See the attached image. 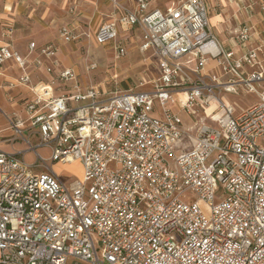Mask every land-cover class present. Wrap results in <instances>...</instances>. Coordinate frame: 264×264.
<instances>
[{
	"label": "built area",
	"instance_id": "obj_1",
	"mask_svg": "<svg viewBox=\"0 0 264 264\" xmlns=\"http://www.w3.org/2000/svg\"><path fill=\"white\" fill-rule=\"evenodd\" d=\"M253 3L224 47L204 0L163 9L136 0L135 10L111 0L115 13L94 41L120 58L127 50L119 26L137 27L139 50H151L159 70L149 91L106 97L60 65L54 43L31 41L21 54L0 40L3 87L32 94L22 113L3 112L13 132L5 141L20 138L24 148H0V264H264V0L257 10ZM59 33L67 43L80 37L69 26ZM9 61L20 73L5 78ZM29 67L49 80L32 82ZM239 88L257 100L233 114L224 96ZM174 106L220 114L217 126L198 123L192 148L177 154L173 143L192 126ZM27 152L34 161L24 160ZM75 160L82 177L65 184L51 166Z\"/></svg>",
	"mask_w": 264,
	"mask_h": 264
},
{
	"label": "rangeland",
	"instance_id": "obj_2",
	"mask_svg": "<svg viewBox=\"0 0 264 264\" xmlns=\"http://www.w3.org/2000/svg\"><path fill=\"white\" fill-rule=\"evenodd\" d=\"M73 1H76L77 8L74 12H71L68 8ZM91 1L92 2L89 0L49 1L45 4V8L51 10H44L47 11L46 15L43 14V11L30 17L21 14L19 19L14 22L15 29H17V25H19L17 33L13 35L10 34L9 36L4 35V37L0 34V40H6V42L11 44L19 53L24 52L26 44L31 41H34L37 45L54 43L57 46V59L60 65L72 67L77 73V79L81 86H94L106 97L110 92L115 90H151L153 88V81L159 75V70L152 51H140L138 48L140 30L137 27H131L128 31L119 32L121 38L122 36L126 38L124 39L123 37L127 54L123 57L116 58L109 45L98 44L93 38L97 26L103 21L110 20L111 16L115 13V11L108 9L112 6L107 7V5H111V0ZM179 1L180 0H151L150 3L153 7L163 9L168 3H176ZM204 1L208 8L211 29L221 38L227 34L228 28L242 20L241 10H232L231 4L233 0ZM124 2L127 4L121 3L123 6L127 8L131 6V1L128 0ZM91 3L96 6V10L88 9ZM259 19L260 16L257 15L254 21L257 22ZM3 21L0 15V28ZM62 26L75 28L80 34L79 39L74 42H63L59 33ZM5 29L6 26H2V31L0 30V33ZM91 63L95 64V67L92 69L88 67ZM29 70L31 72L32 82H45L50 78L48 74L40 69L29 67ZM3 84L4 81L0 83V148L11 152L17 149H23L24 145L20 138H17L13 143L5 141L6 138L13 135V132L11 129H7L8 123L3 112L10 113L12 110L18 109L20 106L19 102L22 103V98H30L32 94L27 88V90L24 89L25 87L22 88V86H17L13 88H4ZM67 85H65V87H55L54 92L60 94L66 91L68 89ZM224 97L233 107V114H238L246 110L257 100L254 92L246 91L243 88H239L237 94H225ZM12 101H16L17 104ZM172 108L174 111L180 113L185 127L192 126L188 129L187 133L182 134L173 143L172 149L176 154L192 148V137L196 133L198 123L205 122L217 126V118L220 115L218 112L214 114L212 119H209L208 117H204L203 114L205 112L202 111L187 115L177 106ZM210 111V109H207L208 114H210ZM20 113H22L21 110ZM152 114L155 116L161 114V108L157 103L154 106ZM194 122L197 124L195 125ZM23 134L27 136V131ZM30 141L34 144L37 138L31 136ZM39 151L41 154L47 155V151L44 147H40ZM24 160L28 163L34 161L35 157L33 152L25 153ZM51 169L65 184L82 177V166L77 160L64 164L54 163ZM217 200L218 196L215 197V201ZM198 204L202 211L207 214L204 203L198 201Z\"/></svg>",
	"mask_w": 264,
	"mask_h": 264
},
{
	"label": "crops",
	"instance_id": "obj_3",
	"mask_svg": "<svg viewBox=\"0 0 264 264\" xmlns=\"http://www.w3.org/2000/svg\"><path fill=\"white\" fill-rule=\"evenodd\" d=\"M49 1H54V0H0V15L2 16V18L4 20L2 26H6V27L11 28V30H12L11 34L12 35L14 33H17V30H19V25L16 24L18 27H17V29H15V26H14L15 20L19 19V16L21 14L22 15H27V16L30 17V16H35L38 13L43 11V14L46 15L47 11H44V10H51V9H46L45 8L46 7L45 4L47 2H49ZM89 1L92 2L91 0H89ZM118 1L120 3H122V4H124V3L127 4L124 1H128V0H124V1L123 0H118ZM129 1H131V6H128V8L130 10H135L136 0H129ZM253 1H254V3H253L252 10H257V6H256V3H255L256 0H253ZM75 2L76 1L71 2V5L68 8V10H71V12H74V10H76V8H77V5H76ZM150 2H151V0H149V7L150 8H155V7L152 6V4ZM247 2H248V0H233L232 4H231L232 10H236V11L245 10V5L247 4ZM110 6L111 5H107V7H110ZM95 7L96 6L91 3L88 9L89 10H96ZM108 9L112 10V7L108 8ZM254 19H255V17H252L251 18V22H253ZM106 21H108V20H106ZM103 22H105V21H103ZM103 22H101V23H103ZM208 22L210 24L209 16H208ZM240 22H242V20H240L239 22H237L236 24H234L233 26L228 28L227 34L224 37H222V38L220 36H218L217 34H215V32H213L215 37L218 39V41L224 47H232L231 46L232 42L230 41L231 33H232V30L234 28H236L237 25ZM39 23H42V22H39ZM2 26L0 28L1 31H2ZM128 30H130V28H128L126 26H119V32L128 31ZM0 34H2V32ZM122 37H124V39H126L125 36H122ZM26 51H27V44H26L25 51L22 52V53L20 52V53L24 54ZM2 69H3V72L5 73V78H7V77L11 78V77L16 76V75H18L20 73V70L17 68V66L12 61H9V62L5 63L3 65V67H2ZM35 69H40L41 71L44 72V70L42 68H35ZM12 74H15V75H12ZM3 80L4 79L1 78L0 79V83H2ZM24 89H26V88H24ZM25 98L27 99V97H25ZM22 99H23L22 101L25 100L24 98H22ZM12 102H15V104H17L16 101H12ZM19 105L20 106H19L18 109H15V110H12V111L20 112L22 103L19 102Z\"/></svg>",
	"mask_w": 264,
	"mask_h": 264
}]
</instances>
